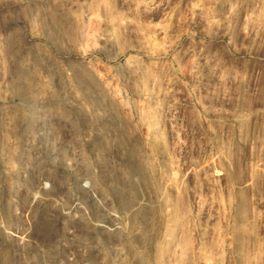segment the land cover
I'll list each match as a JSON object with an SVG mask.
<instances>
[{
    "label": "rangeland",
    "instance_id": "374dc122",
    "mask_svg": "<svg viewBox=\"0 0 264 264\" xmlns=\"http://www.w3.org/2000/svg\"><path fill=\"white\" fill-rule=\"evenodd\" d=\"M0 264H264V0H0Z\"/></svg>",
    "mask_w": 264,
    "mask_h": 264
}]
</instances>
